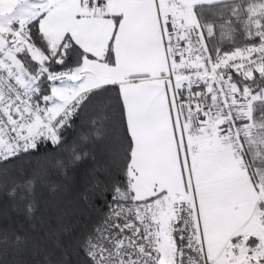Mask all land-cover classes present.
I'll return each instance as SVG.
<instances>
[{
    "label": "snow or ice",
    "instance_id": "snow-or-ice-1",
    "mask_svg": "<svg viewBox=\"0 0 264 264\" xmlns=\"http://www.w3.org/2000/svg\"><path fill=\"white\" fill-rule=\"evenodd\" d=\"M0 264H264V0H0Z\"/></svg>",
    "mask_w": 264,
    "mask_h": 264
}]
</instances>
